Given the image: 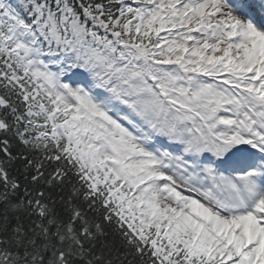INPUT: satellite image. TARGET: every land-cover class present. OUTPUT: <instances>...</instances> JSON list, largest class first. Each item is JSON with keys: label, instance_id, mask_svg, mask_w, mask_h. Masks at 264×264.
<instances>
[{"label": "snow or ice", "instance_id": "6c2138e0", "mask_svg": "<svg viewBox=\"0 0 264 264\" xmlns=\"http://www.w3.org/2000/svg\"><path fill=\"white\" fill-rule=\"evenodd\" d=\"M0 264H264V0H0Z\"/></svg>", "mask_w": 264, "mask_h": 264}]
</instances>
